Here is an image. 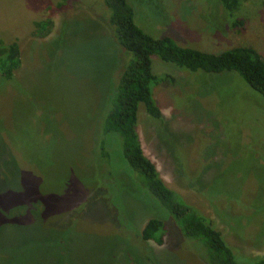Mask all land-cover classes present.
Masks as SVG:
<instances>
[{
  "label": "rangeland",
  "instance_id": "obj_1",
  "mask_svg": "<svg viewBox=\"0 0 264 264\" xmlns=\"http://www.w3.org/2000/svg\"><path fill=\"white\" fill-rule=\"evenodd\" d=\"M153 38L264 59V0H127ZM47 22V36L35 35ZM46 26L41 30L44 31ZM20 66L0 75V264H205L167 224L141 239L154 198L136 187L117 134L98 155L101 118L125 61L103 0H0V45ZM163 121L139 105L137 133L164 184L207 217L239 258L264 256V99L233 71L191 72L152 57ZM163 213V212H162Z\"/></svg>",
  "mask_w": 264,
  "mask_h": 264
},
{
  "label": "trees",
  "instance_id": "obj_2",
  "mask_svg": "<svg viewBox=\"0 0 264 264\" xmlns=\"http://www.w3.org/2000/svg\"><path fill=\"white\" fill-rule=\"evenodd\" d=\"M67 2L69 0H62ZM108 10V24L117 45L125 52V61L101 118L103 141L98 155L107 159L106 135L117 134L122 141V157L135 174V184L154 198L165 219L153 217L145 224L141 239L162 245L169 224L184 240L202 249L205 264H264V256L239 259L210 220L168 188L155 167L143 153L137 133L139 105L154 122H162L152 90L165 83L169 76H158L152 70V57L191 72L219 74L233 71L264 99V59L251 47H235L219 54L205 53L178 45L165 36L153 38L134 22V11L127 0H103ZM226 10H234L238 0H219ZM46 26L44 31H41ZM50 31L47 22L36 23L35 35L45 37ZM20 66L16 42L0 45V75L9 81Z\"/></svg>",
  "mask_w": 264,
  "mask_h": 264
}]
</instances>
